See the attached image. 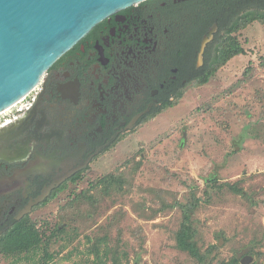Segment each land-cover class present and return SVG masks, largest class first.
I'll use <instances>...</instances> for the list:
<instances>
[{
	"label": "rangeland",
	"instance_id": "rangeland-1",
	"mask_svg": "<svg viewBox=\"0 0 264 264\" xmlns=\"http://www.w3.org/2000/svg\"><path fill=\"white\" fill-rule=\"evenodd\" d=\"M235 34L227 41L243 55L208 84L187 88L175 107L42 206L31 218L45 233L41 247L1 256L0 264H44L47 254L48 264H112L107 248L122 264H230L244 251L251 264H264V24ZM110 175L121 187L92 188ZM194 199V241L203 263L176 241L182 206ZM60 227L65 234L46 244Z\"/></svg>",
	"mask_w": 264,
	"mask_h": 264
},
{
	"label": "flooded vegetation",
	"instance_id": "flooded-vegetation-1",
	"mask_svg": "<svg viewBox=\"0 0 264 264\" xmlns=\"http://www.w3.org/2000/svg\"><path fill=\"white\" fill-rule=\"evenodd\" d=\"M248 13L229 0H151L62 56L33 107L0 129V240L197 84L229 43L222 25Z\"/></svg>",
	"mask_w": 264,
	"mask_h": 264
},
{
	"label": "water",
	"instance_id": "water-1",
	"mask_svg": "<svg viewBox=\"0 0 264 264\" xmlns=\"http://www.w3.org/2000/svg\"><path fill=\"white\" fill-rule=\"evenodd\" d=\"M151 0H0V114L98 24ZM238 255L242 264L252 259Z\"/></svg>",
	"mask_w": 264,
	"mask_h": 264
},
{
	"label": "trees",
	"instance_id": "trees-1",
	"mask_svg": "<svg viewBox=\"0 0 264 264\" xmlns=\"http://www.w3.org/2000/svg\"><path fill=\"white\" fill-rule=\"evenodd\" d=\"M232 2L233 6H237L240 4V7H245L249 10L248 16L246 19H238L236 20V16H234L233 21L222 25V30L224 31V38L231 37V35L241 28L246 27L248 24L253 22H260L264 24V0H229ZM235 20V21H234ZM244 50L236 43L229 42L226 47L223 48L219 55H216L212 58L208 64L209 70L207 72L202 73L199 77H197V84L206 85L208 84L210 78L215 75V73L221 67L225 66L228 62L234 59L237 56L243 55ZM184 91H179L176 93L174 97V101L170 100L166 102L164 105V110L173 108L177 105L178 101L183 98ZM120 179V178H119ZM117 177L114 175L107 176L100 180L97 184L93 185L92 188L94 190H98V188H105L106 193H109L115 187H121V183ZM234 190L236 188L231 186ZM237 192H241L238 191ZM91 194V193H90ZM199 201L194 199L193 203L188 204L186 206H182L183 209V223L177 232L176 241L177 247L182 252L188 253L191 257L199 261L200 263L204 262V256L202 255L198 245L194 241V228L192 226V215L195 212ZM64 227H60L58 231L53 233L52 237L48 239L49 241L46 244H49L53 239H56L59 235L65 234ZM59 233V234H58ZM45 233H41L40 230L37 229L35 223L31 220L24 222L23 224L18 225L15 230L7 234L0 240V257H12V256H21L25 254H30L32 252H36L39 247H41L44 242ZM102 241H98L95 245H93V251L97 255L100 256V244ZM47 252V249H46ZM105 255L108 257L112 255V264H122L120 256L118 253H113L109 248L106 249ZM52 255H46L44 264H48V261L52 260ZM108 259V258H107ZM230 264H239V259L234 258Z\"/></svg>",
	"mask_w": 264,
	"mask_h": 264
},
{
	"label": "built area",
	"instance_id": "built-area-1",
	"mask_svg": "<svg viewBox=\"0 0 264 264\" xmlns=\"http://www.w3.org/2000/svg\"><path fill=\"white\" fill-rule=\"evenodd\" d=\"M40 88L41 84L14 106L0 114V129L17 121L22 114L29 111L33 107L36 95Z\"/></svg>",
	"mask_w": 264,
	"mask_h": 264
}]
</instances>
